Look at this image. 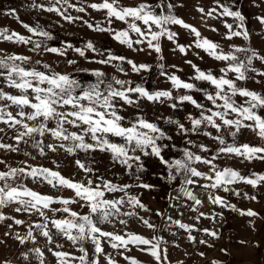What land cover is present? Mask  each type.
I'll return each mask as SVG.
<instances>
[{
    "label": "rangeland",
    "instance_id": "1",
    "mask_svg": "<svg viewBox=\"0 0 264 264\" xmlns=\"http://www.w3.org/2000/svg\"><path fill=\"white\" fill-rule=\"evenodd\" d=\"M102 2L103 0H68V3L74 6L69 7L68 4H56L55 0H0V31L7 29L9 35L17 33L30 38L32 41H43L48 47L62 50L66 44H71L73 48L85 49L88 42H92L96 49V51L85 50L84 57L71 49L67 51L65 56L46 51L37 55L30 51L34 46L32 43L21 44L0 38V58L12 54L27 56L30 57L31 62L24 65L26 68L36 67L39 71H45L43 64H48L55 72L72 74L82 84L95 83L96 77L91 75V72L99 70L105 73L106 82H113V77H115L120 80L131 81L133 87L139 85L149 91H172L174 97L191 94L199 103L205 104L207 107L212 106L201 92L188 93L184 89L174 90L171 82L167 79V75L175 74L182 81L193 83L198 88L214 92V88L208 82L190 79L195 75V71L187 61H191L192 64L205 72L211 71L217 77L222 75L220 69L226 66L225 62L217 61L204 50L196 48L194 46L195 35L179 25H168L171 31L177 34L176 40L173 42L162 37L160 39V53L148 49L146 42L141 45H134L133 49H130L113 39L110 33L94 31L87 26V24H92L95 27L99 24L101 27L112 28L115 31L127 29L125 23L115 18H112L111 23H109L106 10L97 11L89 7L92 3L100 4ZM164 2L175 5L172 9L175 16L196 28L201 37L218 44L220 49L225 52L230 51L233 46H237L250 48L258 55L264 56V24H261L257 19V17L264 16V0H164ZM142 3L155 6L160 3V0H118L117 7H134ZM217 4L227 5L231 10L242 13L245 17L244 25L249 33L248 40L242 36L233 37L231 40L225 38L228 31L225 23L233 24L235 29L236 22L231 17L218 16L217 13L220 9L217 8ZM51 6L60 8L66 16L76 19L69 22L55 12L45 10ZM77 8H84L85 10L78 12ZM200 8L204 9V13L217 8V13H213V16H207L198 10ZM13 11L15 15L8 14ZM156 11L159 13L160 9H156ZM21 22L31 27L39 26V29L47 31L52 39L45 40L42 36L28 32ZM137 24L143 29L142 22L138 21ZM213 28L216 31H212ZM154 30H156L155 27ZM130 36L133 40L138 38L135 33H130ZM177 45L185 46L187 54L181 53ZM109 54L125 57L138 65H148L150 70L136 73L131 70V66L126 62L113 61L109 65L95 62ZM238 55L242 56L243 54ZM161 57L163 58L161 59ZM68 60H75L76 64L68 65ZM37 61L40 63L37 64ZM77 68L87 71L77 72ZM252 68L256 71L247 72L246 75L249 78L239 81L238 86L264 95V76L257 75V72H264V62L253 60ZM119 69H123V71ZM162 72L166 75H161ZM228 78L235 79V74L229 73ZM114 86L119 87L115 84ZM103 88L104 85H101V89ZM0 89L11 95H20L17 89L7 87L3 77H0ZM29 95H31L30 92ZM234 99L237 103L242 104L245 98L236 96ZM170 103L172 101L154 103L141 100L138 107L125 106L121 110V115L126 118L123 123L128 126L129 121H132L134 117L143 116L163 129L168 136L172 137L170 140L159 142L167 145L161 153L166 160L181 159L184 148L204 157L215 154L219 145L211 138L203 135V131H211L213 135H216L215 130L204 128L199 134L188 133L182 136L178 133L175 125L166 123L167 119L171 117L174 120H179L186 128L190 127L186 117L191 114L198 118L199 110L190 103L179 105L174 110L169 107ZM218 103L220 102L218 101ZM9 105V101L0 100V107H4L6 111L11 112L16 117L19 109L14 105ZM25 111L29 112L31 109L25 108ZM258 115L264 117V108L258 110ZM16 118L19 119V117ZM229 118H233V116L230 115ZM25 122L30 125L37 123L36 121ZM245 123H251V121H245ZM49 127H55L54 122L50 121ZM66 127L70 132L79 131L69 125ZM0 129H3L0 131V143L18 147L16 152L0 148V161H4V163H0V172H7L10 168H24L26 171L30 168H47L58 172L73 182L87 184V180L91 179L93 187L102 185L103 181H110L112 184L120 186L131 185L132 187L127 189V194L137 197L148 209L145 211L139 207L133 208L132 205L125 203L119 206L121 213L134 211L135 216L113 215L110 217L111 223H100L98 215H94L92 219L98 227L106 232L122 236L126 233H134L149 240H153L154 237L161 238L159 261L140 250L146 246L137 247L129 244L128 250L114 249L108 242V238L101 237L100 243L103 252L98 256L94 254V245L90 241L83 242L82 246L88 253L87 264H92L94 259H98L99 264H108L106 257H111L115 264H131V261L125 257L135 260L138 264H214V262L215 264H264V181H258L255 187L244 182L234 183L229 185L231 189L229 192L223 191L222 188H204L201 185L211 182L199 177H193L196 183L184 185L182 184L183 173L177 174L173 170L176 179L170 180L168 170L154 156L136 153L141 155L144 168L143 171H138L135 165L132 169H128L114 161L111 153L107 151L85 152L77 149L74 153H69L59 145L63 143L67 147L71 145V141L57 140L51 134L36 137V140L43 141L39 147L34 146L36 140L29 137L24 138L27 143L20 141L17 145L14 139L17 129L23 131L19 125L16 128H11L8 124L0 123ZM109 138L115 143L123 142L116 137ZM225 139L227 143H233L232 137L226 136ZM85 140L88 143H93L88 137H85ZM189 140L193 141V144H188L187 141ZM199 144L206 145L210 151L208 153L200 151L196 147ZM235 144L237 146L248 144L264 147V139H261L256 132L242 128L235 139ZM48 145H52L56 150L52 151ZM41 148L43 155L40 154ZM257 155L264 156V153ZM77 161L85 165V168H91L92 172L81 169L77 165ZM216 163L219 169L232 168L245 177L250 173L264 175V159L245 160L243 157L234 155H222ZM192 166L206 175L212 174L207 165L194 163ZM2 183L0 182V184ZM8 183L14 187L22 185L24 188L52 197L54 200L75 198L71 189L60 186L53 187L39 178L34 180L31 177L18 176L14 181L8 180ZM140 183L152 185L153 188L149 190L137 187L136 185ZM182 187L191 191L201 203L196 204L195 201L189 199L181 190ZM102 190L104 191V199L119 200L124 198L127 200L124 192ZM234 193H239V195ZM210 195L222 197L228 205L234 206L236 210L234 211L232 207L214 204L209 199ZM83 203V201L73 203L68 207L81 215H87L89 209L82 206ZM17 207H19L18 204L12 203L0 209V212H3L6 217L0 221V264H41V261L43 264H59L60 259L66 260L67 264H80L79 259L74 258L83 255L78 251L81 244L74 245L59 233L51 223L53 219L67 218V213L52 211V209L63 207V205L53 203L48 209H44L48 217L47 221L35 210L30 213L17 212L15 211ZM249 208H252L257 215H241V212H248ZM140 217L153 224L155 229L146 227ZM15 220H21L22 223L16 224ZM120 220H125L127 223L121 224ZM45 223H47L46 230L52 239L51 243H49L48 237L41 234V229L35 227L37 224ZM180 224L189 226L191 231L181 228ZM205 229L215 232L217 236L207 235ZM29 230L32 232V237L27 235ZM18 236L23 238L25 242L20 243V240L17 239ZM190 236L194 239L190 240ZM202 240L206 243H200ZM57 245H61V247H57ZM35 249H39L43 255H37ZM53 252L68 253V256L57 258ZM25 255L27 259H25Z\"/></svg>",
    "mask_w": 264,
    "mask_h": 264
},
{
    "label": "snow or ice",
    "instance_id": "2",
    "mask_svg": "<svg viewBox=\"0 0 264 264\" xmlns=\"http://www.w3.org/2000/svg\"><path fill=\"white\" fill-rule=\"evenodd\" d=\"M55 3L68 4L69 7H74L68 3V0H55ZM117 4L118 0H111V2L109 0H103L102 3H92L89 7L97 11L106 10L109 23H111L112 18H115L125 23L127 29L115 31L112 28L101 27L99 24L95 27L92 24H87V26L94 31L110 33L113 39L122 45H126L130 49H133L134 45H141L146 42L148 49L160 53V39L162 37H166L169 41L173 42L176 40L177 34L171 31L168 25H179L195 35L196 41L194 46L196 48L204 50L210 57L217 61L225 62L226 66L220 69L222 75L217 77L211 71L205 72L195 64H192L191 61H187L195 71V75L190 79L208 82L214 88V92L198 88L193 83L182 81L175 74L167 75V79L171 82L174 90L179 91L180 89H184L188 93L201 92L212 106L207 107L205 104L199 103L191 94H182L174 97L172 91H149L139 85L133 87L131 81L113 77L114 84L119 86L115 87L113 82L105 81V73L99 70L91 72V75L96 77L95 83L82 84L72 74L55 72L48 64H43L45 71H39L36 67L26 68L24 65L30 64V57L12 54L0 58V77H3L7 87L17 89L20 95H11L0 89V100H7L10 102L9 106H16L19 109L16 117H19V119L14 117L11 112L6 111L4 107H0V123L8 124L11 128H16L19 125L23 129V131L17 129V134L14 137L17 145L20 141L27 143L24 140L25 137L36 140V137H44L45 134H51L57 140L71 141L70 146L66 147L63 143L59 145V147L65 148L69 153H74L77 149L85 152L96 150L101 152L107 151L111 153L114 161L119 162L128 169H132L135 165L138 171H143L144 168L141 155L136 153H142L144 156L158 158L160 163L168 170L170 180L176 179V176L173 174V170H175L177 174L183 173L182 184L184 185L196 183L193 177H199L211 182L201 185L202 187L211 189L222 188L225 192L231 191L229 185L234 183L244 182L255 187L258 181H264V175L253 173L252 175L255 176V179H253L242 176L232 168L219 169L216 163L222 155H234L236 157H243L245 160L264 159V156L257 155L258 153H264V147H255L248 144L237 146L235 144V139L242 128H248L256 132L261 139H264V117L258 115V110L264 108V95L238 86L239 81H244L249 78L246 75L247 72L256 71L252 68L253 60L264 62V56L258 55L250 48L237 46H233L230 51L225 52L223 49H220L218 44L201 37L200 32L196 28L186 24L182 19L175 16L172 12L175 5L170 2L165 3L164 0H160V3L155 6L142 3L134 7H117ZM217 8L220 9L218 13ZM217 8H213L207 13H204V9L202 8L198 10L207 16H213V13H217L221 17H231L236 22V26L234 29L233 24L225 23V27L228 29L225 38L231 40L233 37L242 36L245 40H248L249 33L244 25L245 17L242 13L233 11L229 6L224 4H217ZM156 9H160V12L157 13ZM45 10L57 13L69 22L76 19L71 16H66L60 8L55 6L48 7ZM76 10L83 12L85 9L77 8ZM8 14L15 15L14 11ZM257 19L261 24H264V16L257 17ZM138 21L142 22L143 29L138 26ZM22 26L32 34L44 37L45 40L52 39L51 35L47 31L39 29V26L31 27L23 23ZM153 26L156 30H154ZM212 31H216V29L213 28ZM130 33H135L138 38L133 40ZM0 38L21 44L32 43L34 46L30 51L37 55H40L42 51H46L65 56L67 51L71 49L81 57H84L85 50L96 51L92 42H88L85 45V49L73 48L71 44H66L62 50L55 47H48L43 41H32L30 38H26L17 33L9 35L7 29L0 31ZM177 48L181 53L187 54L185 46L177 45ZM134 50L138 51L140 49ZM113 61L126 62L131 66V70L136 73L150 70L148 65H138L132 60H127L125 57L112 54L95 62L109 65ZM36 63L39 64L40 62L37 61ZM67 63L68 65H74L76 61L68 60ZM119 70L123 71V69ZM76 71L87 70L77 68ZM229 73H234L235 79H229ZM161 75H166V73L162 72ZM257 75L264 76V72H257ZM101 85H104L103 89H101ZM29 92L31 95H29ZM133 96H135V99H133ZM236 96L245 98L242 104L237 103L234 99ZM141 100L154 103L172 101L169 107L174 110L179 105L190 103L199 110L198 118L191 114L186 117L190 127L186 128L179 120H174L171 117L167 119L166 123L175 125L178 133L182 136L188 133L199 134L204 128L215 130L216 135H213L211 131H203L204 136L211 138L219 145L215 154L210 157H204L197 155L188 148H184L182 149L183 157L181 159L166 160L161 153L167 145L159 142L170 140L172 137L168 136L163 129L157 124L148 121L143 116L134 117L132 121H129L128 126H125L123 123L126 118L121 115V110L125 106L138 107ZM25 108H29L31 111L26 112ZM230 115L233 118H229ZM25 121H36L37 123L30 125ZM50 121L54 122L55 127H49ZM245 121H251V123H245ZM66 125L76 128L79 131L70 132ZM0 131H3V129H0ZM226 136L232 137L233 143H227ZM85 137H88L93 143L86 142ZM109 137L119 138L123 142L115 143ZM42 143V140H36L34 146L39 147ZM187 143L193 144V141L189 140ZM48 147L52 151L56 150L52 145H48ZM196 147L204 153L210 151L204 144H199ZM0 148L13 152L18 151V147L3 143H0ZM40 154H44L42 148ZM0 163H4V161H0ZM194 163L207 165L212 174L206 175L198 171L197 168L192 166ZM77 165L87 172H92L91 168H85V165L79 161H77ZM18 176L31 177L34 180L39 178L53 187L60 186L71 189L74 192L75 198L54 200L52 197L41 195L24 188L22 185L14 187L8 183V180L14 181ZM0 182H3L0 184V209L15 203L19 205L15 211L30 213L35 210L47 221L48 217L44 209H48L53 203L63 205L59 209H52V211L67 213V218L53 219L51 223L59 233L74 245L81 244L78 251L83 253V255L74 258L79 259L80 264H87L88 253L82 246L83 242L90 241L94 245V254L98 256L103 252L100 243L101 237L108 238V242L114 249L122 248L128 250L129 244L137 247L141 245L146 246L140 248V250L150 254L157 261L160 260L159 244L162 242L161 238L154 237L153 240H149L134 233H126L122 236L106 232L98 227L97 223L92 219L94 215H98L100 223H111L110 217L113 215L135 216L136 213L134 211L121 213L119 206L125 203L132 205L133 208L139 207L148 211L146 206L137 197L127 194V189L132 187L131 185L120 186L112 184L110 181H103L102 185L93 187L91 179L87 180V184L73 182L64 178L58 172L51 171L47 168H30L27 171L24 168H10L7 172H0ZM136 186L149 190L153 188L152 185L144 183L137 184ZM102 189H107L109 192H124L127 200L124 198L119 200L104 199V191ZM181 190L189 199L195 201L196 204L201 203L188 189L182 187ZM234 194L239 195V193ZM209 199L214 204H219L222 207H232L234 211L236 210L234 206L228 205L220 196L210 195ZM81 201L84 202L82 206L89 209L87 215H81L68 207L70 204ZM241 215L255 216L257 214L249 210L246 213L241 212ZM4 219L6 217L3 215V212H0V221ZM140 219L146 227L155 229V226L149 221L144 220L142 217ZM15 223L21 224L22 221L15 220ZM120 223L126 224L127 221L120 220ZM35 227L41 229V234L48 237L49 243L52 242L49 232L46 230L47 223L37 224ZM180 227L191 231L187 225L180 224ZM204 231L207 235L217 236L215 232H210L207 229ZM27 235L28 237H32L31 230H29ZM17 239L20 240V243L25 242L19 236ZM189 239L194 238L190 236ZM200 243L203 244L206 242L202 240ZM57 247H61V245H57ZM34 251L37 255H43L39 249H35ZM53 255L57 258H62L67 257L68 253L53 252ZM25 259H27L26 255ZM106 259L108 264H115L111 257H106ZM125 259L130 260L131 264H138V262L129 257H125ZM41 264H43L42 261ZM59 264H67V261L60 259ZM92 264H99V260L94 259Z\"/></svg>",
    "mask_w": 264,
    "mask_h": 264
},
{
    "label": "flooded vegetation",
    "instance_id": "3",
    "mask_svg": "<svg viewBox=\"0 0 264 264\" xmlns=\"http://www.w3.org/2000/svg\"><path fill=\"white\" fill-rule=\"evenodd\" d=\"M239 173H240V172H239ZM240 174H241V173H240ZM252 174H253V173H250V174H248L246 177L255 178V176H253ZM241 175H242V174H241ZM242 176H243V175H242ZM249 210L253 211L252 208H249L248 211H249ZM261 217H262V216H261ZM261 217H259V218H261Z\"/></svg>",
    "mask_w": 264,
    "mask_h": 264
}]
</instances>
